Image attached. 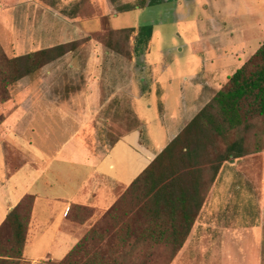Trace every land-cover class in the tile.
I'll use <instances>...</instances> for the list:
<instances>
[{"label":"rangeland","instance_id":"rangeland-1","mask_svg":"<svg viewBox=\"0 0 264 264\" xmlns=\"http://www.w3.org/2000/svg\"><path fill=\"white\" fill-rule=\"evenodd\" d=\"M66 2L0 0V55H23L19 45L27 51L31 44L36 50L78 41L75 51L59 60L65 66L53 88L67 95L90 80L92 110L97 105L100 110L67 145L84 138L106 151L138 122L143 143L151 144L172 118L175 126L180 123L181 111L194 108L195 100L199 107L211 99L264 42V0H163L151 6L145 0H88L84 8L82 0ZM135 4L139 7L131 11H117ZM64 17L75 20L69 26ZM139 27L151 28L143 57L132 50L128 33ZM40 39L46 41L40 45ZM5 98L0 88L1 105ZM257 123L261 150L264 121ZM61 136L64 141L67 134ZM210 201L167 263L264 264V154L224 163ZM158 261L154 264H164Z\"/></svg>","mask_w":264,"mask_h":264},{"label":"trees","instance_id":"trees-1","mask_svg":"<svg viewBox=\"0 0 264 264\" xmlns=\"http://www.w3.org/2000/svg\"><path fill=\"white\" fill-rule=\"evenodd\" d=\"M161 1L145 0V6ZM82 3L78 13L88 0ZM135 7L138 4L121 5L117 11ZM128 30L132 50L145 56L151 28ZM78 45V41L59 44L11 59L0 55V88L5 100L22 78L36 75ZM261 119L264 42L58 263L154 264L161 260L168 264L185 245L222 165L264 152L257 146L261 137L255 131ZM251 145L255 146L251 149ZM33 204V196L26 195L0 226V264H27L24 251L33 236Z\"/></svg>","mask_w":264,"mask_h":264},{"label":"crops","instance_id":"crops-1","mask_svg":"<svg viewBox=\"0 0 264 264\" xmlns=\"http://www.w3.org/2000/svg\"><path fill=\"white\" fill-rule=\"evenodd\" d=\"M64 18L69 26L75 20ZM14 41L18 44L15 37ZM45 41L40 39L38 44ZM31 45L27 51L19 45L18 52L25 55L56 46L35 50ZM62 58L32 77L22 78L0 103V226L23 197L33 196V236L24 251L27 264L63 260L210 100L199 107L195 100L194 108L181 111V122L175 126L172 118L151 144L143 143L142 124L137 121L138 126L125 132L106 151L99 145L94 149L84 138L77 145H67L81 136L100 107L92 110L96 99L88 91L94 86L90 80L86 87L67 95L56 93L53 86L65 66L59 63ZM131 103L132 95L130 107ZM163 116L158 118L159 125L164 124ZM62 133L67 134L64 141ZM215 188L216 183L197 218L209 208Z\"/></svg>","mask_w":264,"mask_h":264},{"label":"built area","instance_id":"built-area-1","mask_svg":"<svg viewBox=\"0 0 264 264\" xmlns=\"http://www.w3.org/2000/svg\"><path fill=\"white\" fill-rule=\"evenodd\" d=\"M29 264H32V263H29Z\"/></svg>","mask_w":264,"mask_h":264}]
</instances>
